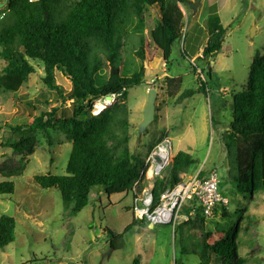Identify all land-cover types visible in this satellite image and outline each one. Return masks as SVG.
<instances>
[{
	"label": "rangeland",
	"instance_id": "1",
	"mask_svg": "<svg viewBox=\"0 0 264 264\" xmlns=\"http://www.w3.org/2000/svg\"><path fill=\"white\" fill-rule=\"evenodd\" d=\"M185 1L178 4L183 13L182 37L173 44L167 64L162 63L160 50H155L149 37L160 18L159 6H146L140 13L150 50L144 62L146 73L161 72L127 90L129 146L134 153L143 154L152 140L158 142L167 135L172 140V155L182 151L193 159L186 176L179 173L181 180L215 170L221 182L226 179L231 161L222 142L233 122L231 95L245 87L254 56L264 55V0H200L195 12L190 7L194 0ZM213 5L224 36L221 49L207 64L196 58L206 43L205 23ZM4 6H0V16L6 12ZM124 35V51L134 56L139 34L129 31ZM30 62L35 72L23 86L16 93L0 92V181L14 183L12 194L0 195V215L12 216L16 222L15 240L0 249V264H132L135 259L139 264H200L190 250L191 241L218 238L221 230L226 231L232 224L238 229L237 257L244 258L245 264H264V192L240 195L232 188L220 190L229 201L226 212L216 206L217 213L207 218L202 228L199 224L190 227L181 223L174 229L170 224L137 225L127 234L123 248L117 250L109 246L106 227L119 233L130 223L132 216L127 208L131 192L108 196L94 187L88 204L68 215L58 191L41 188L34 176L64 174L71 142L60 131L50 130L49 140L45 132H38L37 142L29 151H14L9 146V139H14L10 128L30 124L41 110L57 107V115L72 111L70 101L63 105L57 93L43 83L41 63ZM3 66L0 59V72ZM208 69L212 71L211 79ZM167 75L181 79L175 95L170 94L171 87L165 83ZM199 75L208 82L207 95L197 92ZM54 81L63 93L71 88L70 79L62 71H54ZM150 88L157 92L154 120L139 134L137 124ZM187 89L196 92L177 100ZM166 171L167 168L159 178L166 177Z\"/></svg>",
	"mask_w": 264,
	"mask_h": 264
},
{
	"label": "trees",
	"instance_id": "2",
	"mask_svg": "<svg viewBox=\"0 0 264 264\" xmlns=\"http://www.w3.org/2000/svg\"><path fill=\"white\" fill-rule=\"evenodd\" d=\"M6 12L0 16V59L4 66L0 72V92L16 93L35 72L30 61L43 66V83L54 90L62 104L70 101L69 115L57 107L45 108L28 125L10 128L14 139L9 146L14 151H29L37 142L36 134L43 131L49 140V131L63 133L71 142V150L61 175H35L41 188L58 191L68 215H74L89 202L94 187L106 195L132 190L144 159L155 145L154 140L145 152L134 153L131 139L130 109L127 90L144 83L147 75L144 62L149 46L144 37V20L140 17L146 6L158 5L160 18L149 31V37L160 50L162 63L167 64L171 48L182 37L183 13L179 3L185 0H0ZM205 23L206 43L196 59L208 64L221 49L224 28L220 25L215 5L209 9ZM139 34V45L134 56L124 51V33ZM150 51V50H149ZM193 67V72L195 68ZM64 72L71 88L63 93L54 81V71ZM117 70V72H114ZM211 69L207 75L212 78ZM165 83L175 95L181 79L164 76ZM197 92L207 95L208 82L197 77ZM196 91L183 90L177 100L191 97ZM114 95V102L92 115L94 101ZM233 122L222 136L228 161L226 179L219 182V190L232 188L234 193L245 195L264 192V55L254 56L245 87L232 93ZM44 104L45 98L42 97ZM5 146V145H4ZM187 152L172 155L166 177L151 183L155 200L166 188L181 181L192 162ZM200 176V173L198 174ZM222 189V187H224ZM14 183L0 181V195L12 194ZM129 210V208H127ZM226 212V208H222ZM217 212L214 209L213 215ZM206 218L200 209L194 218L181 222L183 226L205 225ZM149 225L132 218L119 233L106 227V236L112 249H122L126 236L137 225ZM16 222L12 216L0 215V249L15 240ZM232 224L221 230L218 238L210 237L191 241L190 250L200 264H245L237 257ZM182 233V232H181ZM190 241V240H189ZM183 250H186L185 246ZM132 264H139L135 259Z\"/></svg>",
	"mask_w": 264,
	"mask_h": 264
},
{
	"label": "built area",
	"instance_id": "3",
	"mask_svg": "<svg viewBox=\"0 0 264 264\" xmlns=\"http://www.w3.org/2000/svg\"><path fill=\"white\" fill-rule=\"evenodd\" d=\"M199 77L205 80L203 75ZM110 97L94 101L91 114L97 115L111 105L115 96ZM171 158L172 140L164 135L145 157L143 168L130 191L132 201L129 211L133 219L143 220L152 225L170 224L174 229L176 224L194 218L198 209L207 219L213 215L216 206L220 205L221 208L228 206V198L219 190L220 181L215 170L209 171L206 176L196 174L181 180L173 187L163 190L155 200L151 191V181L161 177Z\"/></svg>",
	"mask_w": 264,
	"mask_h": 264
},
{
	"label": "water",
	"instance_id": "4",
	"mask_svg": "<svg viewBox=\"0 0 264 264\" xmlns=\"http://www.w3.org/2000/svg\"><path fill=\"white\" fill-rule=\"evenodd\" d=\"M200 3V0H194L192 3H190V7L192 10L195 12L198 5ZM5 4V2L3 3ZM3 4H0L2 6ZM114 72H117V70H114ZM161 71H158L157 74H152L149 73L147 74L144 79H154L157 75H160ZM157 96V92L154 88L148 89L147 92V100L146 103L143 107V112H142V119L141 121L137 124V132L140 134L142 133L147 126L154 120V114H155V99ZM106 99H110V96H105ZM149 227H152L153 225L149 223Z\"/></svg>",
	"mask_w": 264,
	"mask_h": 264
},
{
	"label": "crops",
	"instance_id": "5",
	"mask_svg": "<svg viewBox=\"0 0 264 264\" xmlns=\"http://www.w3.org/2000/svg\"><path fill=\"white\" fill-rule=\"evenodd\" d=\"M194 57V56H193ZM207 172L208 171H206V172H203V171H201V172H198V173H195V174H193V175H189V177L190 176H194V175H196V174H199L200 173V176H205L206 174H207ZM181 174V173H180ZM182 174H186V172H182ZM186 176V175H185ZM180 177V176H179ZM180 179H181V177H180ZM225 188V186L224 187H222V189H224ZM223 191V190H222Z\"/></svg>",
	"mask_w": 264,
	"mask_h": 264
}]
</instances>
